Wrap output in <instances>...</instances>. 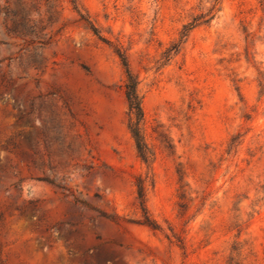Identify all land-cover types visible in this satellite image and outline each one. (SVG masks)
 I'll return each instance as SVG.
<instances>
[{"label": "rangeland", "instance_id": "rangeland-1", "mask_svg": "<svg viewBox=\"0 0 264 264\" xmlns=\"http://www.w3.org/2000/svg\"><path fill=\"white\" fill-rule=\"evenodd\" d=\"M0 264H264V0H0Z\"/></svg>", "mask_w": 264, "mask_h": 264}, {"label": "trees", "instance_id": "trees-1", "mask_svg": "<svg viewBox=\"0 0 264 264\" xmlns=\"http://www.w3.org/2000/svg\"><path fill=\"white\" fill-rule=\"evenodd\" d=\"M203 15L199 14L192 18L191 22L185 23L182 26V30L180 32L181 37L187 36L188 32L197 24V21L202 18ZM204 22L208 20H203ZM118 55L122 62V67L125 72V80L123 83V93L125 99L127 101L128 112H129V121L127 124L128 130L131 133V136L134 140L136 151L138 156L146 163L151 159L152 152L150 151L147 143L145 142L141 124L144 120V113L142 109L141 97L139 95L137 85L138 80L137 76L132 73L130 70L128 61L124 53L118 51ZM136 186V194L139 207L143 213V224L151 227L152 229H158L159 225L151 219L147 213L146 205H145V187L142 179L137 177L135 179Z\"/></svg>", "mask_w": 264, "mask_h": 264}]
</instances>
